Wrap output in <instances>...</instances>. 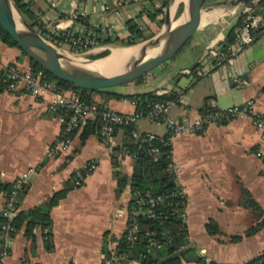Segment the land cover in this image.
Segmentation results:
<instances>
[{
  "label": "crops",
  "instance_id": "obj_1",
  "mask_svg": "<svg viewBox=\"0 0 264 264\" xmlns=\"http://www.w3.org/2000/svg\"><path fill=\"white\" fill-rule=\"evenodd\" d=\"M22 1L28 3L34 19L43 27L57 25L63 30H79L85 26L82 20L86 26L98 25L103 29L105 32L99 31L102 37L124 38L129 34L127 20L144 25L145 35L152 30L154 22L141 9L150 4L157 7L158 0ZM72 11L82 13L80 20L69 19ZM232 13L216 9L202 14L203 27L187 43L192 53L189 62L169 69L158 68L131 87L113 90L121 95L171 93L175 98L167 115L180 121L194 119L206 109H223L247 100L252 101L253 111H263L264 29L249 45L231 48L232 54L226 61L217 62L206 55L207 47L219 45L233 24L236 14L228 16ZM159 15L155 18L159 19ZM224 16L228 17L220 19ZM130 46L100 42L83 55ZM0 61L20 71L30 70L28 58L17 47L1 42ZM90 97L109 110L134 109L127 98L98 93ZM50 98V91L42 97L22 90L8 91L0 81V172L8 184L26 174L16 212L61 190L73 173L84 170L88 161L94 163V168L80 173V184L65 191L50 208L48 230L35 227L33 236H29L21 226L3 239L7 251L1 264H101L102 250L113 252L128 213L129 187L126 184L116 191L114 171L129 176L133 160L120 151L121 127L114 129L107 143H101L96 129L81 141V126L73 133L65 153L49 156L48 147L60 132L59 123L53 119L58 111L48 108ZM133 127L139 133L165 130L161 122L149 123L145 119H139ZM170 158L179 167V184L186 197L183 222L192 257L207 256L217 263H244L261 254L264 133L251 124L249 117H236L207 125L198 133L171 137ZM2 204L0 195V210ZM209 223L216 227L215 233L207 231ZM46 231L48 247L44 244Z\"/></svg>",
  "mask_w": 264,
  "mask_h": 264
},
{
  "label": "built area",
  "instance_id": "obj_2",
  "mask_svg": "<svg viewBox=\"0 0 264 264\" xmlns=\"http://www.w3.org/2000/svg\"><path fill=\"white\" fill-rule=\"evenodd\" d=\"M81 3L82 0H75ZM139 1V0H129ZM116 4H119L117 2ZM143 5V4H141ZM252 5H241L238 13L241 15L240 24L234 29L233 42L228 46V54L220 51V45L208 46L206 55L214 61H226L232 54L231 48H242L249 45L252 41L251 30L255 28L258 23L262 21L260 14H254ZM236 14V15H237ZM82 13L72 11L69 15L70 20H76ZM100 29L98 25H87L82 29L63 30L57 25L44 26V34L42 35L46 40L52 43L56 48L64 52L81 55L87 50L94 47L97 42L94 38L93 30ZM63 46V47H62ZM0 81L4 82L5 88L8 91L22 90L34 97H42L47 91L51 92V98L48 103V108L60 125L59 136L48 147V155L51 157L65 153L70 146L72 135L76 132L86 121L97 119L98 125L96 129L98 140L101 143H107L111 138L115 127L135 125L139 119H145L149 123L161 122L164 126V132L148 131L139 133L134 129L130 132V136L136 143L138 149H141L145 154H148L155 159L158 153V146L151 144L153 141L162 145L170 146V139L173 136H180L186 134H194L201 132L207 125L222 123L227 120L248 116L251 124L258 130L264 133V110L260 112L253 111L252 101L247 100L239 105L228 106L223 109H206L201 112L196 118L189 121H180L169 117L167 112L173 100L169 101H147L145 109H136V101H131L134 109L126 112H117L102 108L93 101H86L80 97L73 89H66L63 91L55 90L51 81L45 79L42 72L32 70H18L14 65L3 64L0 61ZM149 144L148 147H142L143 144ZM131 159L136 156V152L126 153ZM94 168V163L88 161L83 166L84 172L88 173ZM166 171L172 175V181L175 190L168 194H155L149 192L143 194H136L134 203L136 208L130 212V216L137 214H145L146 217H156L155 212L151 209L154 206H160L169 196H177L180 198L181 210L178 216L184 220V206L186 197L183 189L179 184V167L171 160L166 164ZM81 181V175L76 172L73 178L74 186H78ZM3 174L0 172V184L4 183ZM26 185V174L23 173L20 177L10 182V188L7 192L0 190V195L3 197V204L1 207V216L5 222L1 224V238L4 239L10 232H14V228L9 224L12 217L16 213L17 202L19 195L22 193ZM144 207V208H143ZM128 215V213H127ZM124 239L128 243H132L136 238L137 225L135 223L129 224L125 227ZM155 247L159 243L151 242ZM4 256V252L0 253V264ZM204 264H240V263H217L212 261L207 256H202ZM116 257L111 256L105 259L101 264H113ZM253 264H264V254H261Z\"/></svg>",
  "mask_w": 264,
  "mask_h": 264
},
{
  "label": "trees",
  "instance_id": "obj_3",
  "mask_svg": "<svg viewBox=\"0 0 264 264\" xmlns=\"http://www.w3.org/2000/svg\"><path fill=\"white\" fill-rule=\"evenodd\" d=\"M12 4L19 12V14L31 25V27L38 32L40 35L44 34L43 24L34 19L33 15L28 9V3L22 0H11ZM213 0H204V2H209ZM243 4L252 5L254 8V14H260L262 21L251 30L252 38H256L257 35L264 29V0H248ZM166 5V0H160L159 7L144 5L142 12L145 14L146 18L150 22L156 24L159 23V19L155 17L161 13V8ZM147 6V7H146ZM181 4H178L175 15L180 11ZM139 16V15H138ZM76 20H80L77 18ZM241 15L237 14L230 26L228 31L225 33L223 40L221 41L220 51L228 54V46L233 42L234 29L240 24ZM85 26L86 22L80 20ZM126 26L128 30V36L124 38L117 37H102L99 30L95 29L94 38L97 43H112L119 46H130L140 42L141 40L149 37L151 33L143 34L145 29L144 25L138 23L136 20H127ZM187 40L186 42H188ZM0 42L7 46L16 47L15 43L10 39L6 32L0 27ZM185 42V43H186ZM184 43V44H185ZM108 50H102L93 55H87V58H99L108 54ZM23 54V53H22ZM24 55V54H23ZM29 60V59H28ZM223 62V61H220ZM29 68L32 71H41L45 79L51 81L55 90L63 91L66 89H73L80 97L86 101L91 100V94H100L108 97L114 98H127L130 101H136V109L144 110L147 101H169L174 100L175 95L161 94L156 95L151 91L143 93H133L127 95H121L116 93H106L99 90L88 91L85 89H80L68 82L54 78L52 75L47 73L45 70L40 68L37 64L29 60ZM142 80L139 77L132 81L137 83ZM98 105V104H97ZM100 106V105H98ZM203 112V111H202ZM98 121L97 119L86 121L82 125L81 141L84 138L97 129ZM122 128L123 138L120 146L121 153H131L136 152V156L133 158L132 169L129 176H125L119 171H114V177L116 179V191L119 192L122 188L128 184L129 187V200H128V215L126 218L125 227L131 223L137 225L136 238L132 243H128L124 239L125 228L117 239L115 248L113 252L103 249L104 258L102 260L115 256L116 259L113 264H131V262H136L137 264H182V262L193 261L196 264H204L203 257H192V250L188 247L186 239V230L183 220L178 216V212L181 210L182 206L180 204V198L177 196H169L162 205L151 207L155 212L156 217L149 218L145 214H137L135 216H130V212L133 208H136L134 200L136 194H143L144 192H149L152 195L155 194H168L175 190L172 175L166 171V164L170 157V146L162 145L157 142H152L151 144L158 146V153L155 159L148 154H145L141 149H138L136 143L130 136V132L134 129L133 125L119 126ZM116 128V127H115ZM149 144L145 143L142 147H148ZM80 173L83 175L84 170ZM75 173H73L69 180L65 182L63 188L51 196L45 198L42 202L26 209L17 211L12 217L9 224L14 228L16 232L21 226H23V231L26 235L33 236V229L39 227L40 229H47L50 225L49 211L50 208L57 202L65 191L72 189L74 187L73 178ZM10 188V184L2 183L0 184V190L2 192H7ZM144 208V207H143ZM5 222V219L0 213V226ZM209 233H215L216 227L209 223L206 226ZM14 232H10L9 235ZM49 232L44 233V244L48 247ZM151 242L159 243L158 247H155ZM7 251V245H5L4 240L1 238L0 229V253ZM173 253H178L176 257H171ZM264 254V251L261 253ZM254 257L253 259L240 263V264H253V262L261 255Z\"/></svg>",
  "mask_w": 264,
  "mask_h": 264
},
{
  "label": "water",
  "instance_id": "obj_4",
  "mask_svg": "<svg viewBox=\"0 0 264 264\" xmlns=\"http://www.w3.org/2000/svg\"><path fill=\"white\" fill-rule=\"evenodd\" d=\"M245 1L248 0L180 1L173 8L181 3L180 11L175 18H172L173 9L170 10V0H168L157 31L133 46L124 47L133 48V52L125 57L112 73H104L100 67L106 62L111 51L103 57L91 59L59 50L31 27L16 10L11 0H0V27L29 60L54 78L88 91L115 93L113 88L144 76L172 58L183 44L203 27L196 23L202 11L228 5L237 7ZM38 40L42 41V45ZM95 61L97 62L95 69L82 66ZM73 62L80 65L71 64ZM177 255L178 253H173L171 257Z\"/></svg>",
  "mask_w": 264,
  "mask_h": 264
},
{
  "label": "bare ground",
  "instance_id": "obj_5",
  "mask_svg": "<svg viewBox=\"0 0 264 264\" xmlns=\"http://www.w3.org/2000/svg\"><path fill=\"white\" fill-rule=\"evenodd\" d=\"M179 1H181V2H188L189 0H170V10H172L174 8L175 4L177 2H179ZM216 9H222V10H224L226 12L228 10H231L233 12L235 10V5L215 7V8L209 9V10L202 11L199 14V16L197 17V21H196L197 25L200 26L201 16H202V14L204 12H209V11L216 10ZM38 42L40 43V45H42V41L41 40H38ZM132 52H133V48H120V49L119 48H116V49H112V52L106 58V62L104 64H101L100 65L102 72H104V73H108V72L109 73H112L114 70H116V68H118L120 66V64L122 63L123 59L125 57H128L129 55H131ZM96 63L97 62L95 61L92 64H85V65H82V66L95 69L96 67H94V66H96ZM71 64L80 65L77 62H73Z\"/></svg>",
  "mask_w": 264,
  "mask_h": 264
},
{
  "label": "rangeland",
  "instance_id": "obj_6",
  "mask_svg": "<svg viewBox=\"0 0 264 264\" xmlns=\"http://www.w3.org/2000/svg\"><path fill=\"white\" fill-rule=\"evenodd\" d=\"M167 2H168V0H166V4H167ZM179 2H180V1H179ZM155 4H156L157 7H159V5H160V0L156 1ZM180 4H181V3H180ZM241 5H244V4H239V5L235 8V10L233 11V13L230 14V15H228V16H232V15L237 14V13H238V9H239V7H240ZM165 6H166V5H165ZM165 6H163V7L161 8V13H160V15L158 16V17H159V23H158V24L154 23V25L151 26V27H152V30H151V31L148 30L149 33L152 32V34H153V33L156 32L157 29L159 28V26H160V24H161V21H162V15H163V11H164V9H165ZM176 9H177V7L175 8V12H176ZM175 12H174V13H175ZM174 13H173V15H172V18H175V14H174ZM228 16H224V17H222V18H220V19H226ZM220 19H219V20H220ZM187 43H188V42H186L185 44H183V46H182V47H181V48H180V49L174 54V56H173L172 58H170L169 60L163 62V63L160 64V65H158L157 67H155L154 69H152L151 71H149L148 73H146L144 76L149 75V74L152 73V72H155L158 68L169 69L170 67H172V66H176L177 64H183V63H187V62H189V61L191 60V54H192V53L189 51L188 46H187ZM62 47H63V46H62ZM75 56L87 58L86 55H83V54H81V55H75ZM144 76H142V78H143ZM132 84H135V83H133V82H129V83H126V84H123V85H119V86H117V87H126V86L131 87Z\"/></svg>",
  "mask_w": 264,
  "mask_h": 264
}]
</instances>
